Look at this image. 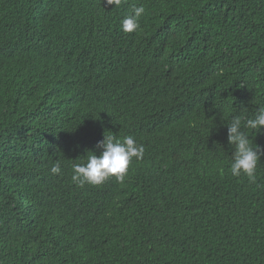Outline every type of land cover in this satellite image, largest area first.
<instances>
[{
	"label": "trees",
	"instance_id": "1",
	"mask_svg": "<svg viewBox=\"0 0 264 264\" xmlns=\"http://www.w3.org/2000/svg\"><path fill=\"white\" fill-rule=\"evenodd\" d=\"M260 109L264 0H0V264H264V154L234 177L227 140ZM103 135L143 158L77 186Z\"/></svg>",
	"mask_w": 264,
	"mask_h": 264
},
{
	"label": "clouds",
	"instance_id": "2",
	"mask_svg": "<svg viewBox=\"0 0 264 264\" xmlns=\"http://www.w3.org/2000/svg\"><path fill=\"white\" fill-rule=\"evenodd\" d=\"M107 6H119L122 0H103ZM143 6L134 7L131 15L124 17L121 21V29L124 32H132L139 27V18L143 15ZM243 127L254 130L256 133L264 132V109L258 110L254 118L242 120L241 117H234L227 124V140L230 145L235 146L233 160L230 165L232 176L238 177L243 173L250 182L255 183L256 166L260 156L264 154L259 145L253 148ZM101 149L99 155L88 156L86 162L73 165L72 181L82 187L85 183L100 185L109 177H115L123 182L130 163L133 158L140 160L144 155V146L139 144L132 136H126L117 140L113 135H103V139L97 142ZM53 175H61L59 162L50 168Z\"/></svg>",
	"mask_w": 264,
	"mask_h": 264
}]
</instances>
